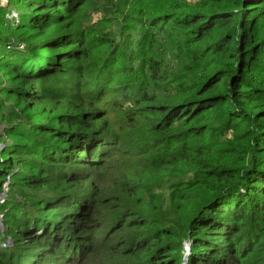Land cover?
Returning a JSON list of instances; mask_svg holds the SVG:
<instances>
[{
  "label": "trees",
  "instance_id": "trees-1",
  "mask_svg": "<svg viewBox=\"0 0 264 264\" xmlns=\"http://www.w3.org/2000/svg\"><path fill=\"white\" fill-rule=\"evenodd\" d=\"M137 1L183 38L187 81L135 111L143 144L125 137L138 120L121 133L98 107L109 70L86 64V0H10L7 26L0 6L1 48L13 28L26 43L1 49L0 93L29 113L0 110V193L9 177L37 207L9 216L0 264H243L264 248V0Z\"/></svg>",
  "mask_w": 264,
  "mask_h": 264
},
{
  "label": "rangeland",
  "instance_id": "rangeland-1",
  "mask_svg": "<svg viewBox=\"0 0 264 264\" xmlns=\"http://www.w3.org/2000/svg\"><path fill=\"white\" fill-rule=\"evenodd\" d=\"M4 7L7 8L8 13H12V23L17 25L20 10L9 7L8 3ZM131 8L133 10H130ZM84 10L79 20L88 34L90 58L86 64L88 68H93L96 63L107 62L104 70H109L107 75L109 81L100 84L105 86V93L98 107L107 110V118L113 128L121 130V133L125 128L118 127L132 120H138L141 125L138 126L139 131L130 133L134 138L125 137L133 140L132 144H143L141 137L145 134L142 130L144 116H139L135 111L148 108L150 105L148 98H154L152 103L168 102L175 85L183 87L187 84L183 71H175L185 69L181 62L183 51L180 41L183 38L178 37L179 32L167 26H164L163 30L160 29L162 26L149 27L151 22L147 23V8L140 6L137 0H86ZM22 33L15 28L11 29L8 32L10 40L6 41L7 45L2 48L6 51L26 48V43L17 40ZM102 37H107L109 40L100 42ZM2 48L0 45V51ZM3 73L4 71H0L1 79ZM0 100L3 101V105L0 103V110L5 114L0 117L4 116L8 119L12 114L13 123L27 120L29 113L17 107L11 99L0 93ZM127 108L129 110H126ZM143 113H147L146 109ZM7 126L5 122L0 123V145L9 140ZM15 128H18V125ZM145 136L149 138V135ZM2 146L4 147V144ZM152 178L151 183L154 184L155 176ZM10 181V178L6 177L0 193V248L11 247L15 243L9 237L16 236L12 228L14 224L9 216H12L15 222L21 216V212L27 215L37 208L33 200V190L26 188L20 194L17 188L11 189ZM148 187H151L150 183ZM163 187L164 192L168 194L169 185L164 184ZM22 192L26 194V198H23ZM6 201H9L13 207L11 204L5 207ZM141 212L145 213L146 210L142 209ZM113 264H121V261L116 260ZM243 264H264V248L244 259Z\"/></svg>",
  "mask_w": 264,
  "mask_h": 264
},
{
  "label": "built area",
  "instance_id": "built-area-1",
  "mask_svg": "<svg viewBox=\"0 0 264 264\" xmlns=\"http://www.w3.org/2000/svg\"><path fill=\"white\" fill-rule=\"evenodd\" d=\"M6 3H8V0H0V6L4 7V5H6ZM6 18L8 21L5 22L4 26H7L9 23L16 25V23H12V13H7L6 14ZM11 20V21H10Z\"/></svg>",
  "mask_w": 264,
  "mask_h": 264
}]
</instances>
